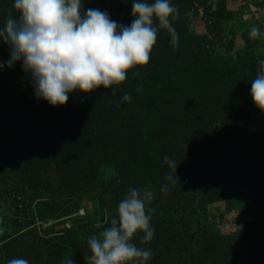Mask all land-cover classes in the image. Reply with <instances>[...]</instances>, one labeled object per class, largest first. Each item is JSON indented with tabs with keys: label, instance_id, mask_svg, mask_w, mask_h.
<instances>
[{
	"label": "trees",
	"instance_id": "1",
	"mask_svg": "<svg viewBox=\"0 0 264 264\" xmlns=\"http://www.w3.org/2000/svg\"><path fill=\"white\" fill-rule=\"evenodd\" d=\"M194 1L170 0L179 10V17L171 21L179 46L167 44L171 36L160 29L149 63L131 69L123 83L114 85L116 96L111 95V88L103 86L91 93L77 90L69 94L65 105L53 107L36 98L31 74L22 69V61L7 67L9 46L0 39L4 64L0 72V174H4L7 164L12 166V172L36 179L38 174L43 177L55 168L53 173L58 179L52 195L60 197L70 187L92 188L91 184L100 178H97L99 167H111L115 176L100 184L101 206L110 201L115 208L114 201L122 200L130 188L153 191L149 205L155 209L150 221L153 239L142 244L140 232L136 234L138 241L133 240L138 247L152 251L153 256L146 264H264V228L255 234V247L248 253L235 248L233 243V247L227 246L222 237L224 246L216 244L219 236L208 233L198 217L194 220L197 226L187 236L204 237L201 246L192 252L183 241L188 226L180 222L193 214H203L205 201L232 195L231 185L240 180L246 187L259 186L263 195H256L255 199L264 209V112L259 109L257 113L254 109L248 115L251 107L246 94L251 92L257 60L253 63V58L238 57L197 64L196 55L201 53L199 42L187 36L185 20L180 18L184 6H191ZM109 3L115 21L130 26L134 19L132 0ZM205 3L202 0L200 5ZM13 6L14 0H0V29L5 27L12 9L13 17L17 18ZM223 11L218 5L211 15L217 21L223 17ZM83 12L86 11L82 10V15ZM134 72L139 73L135 79ZM138 87L142 90L137 91ZM125 93L131 96V101L117 107L113 101H119ZM165 156L178 165L175 186L166 180L169 173L175 176V172L164 163ZM38 182L41 183L40 178ZM165 184L169 186L166 194L160 191ZM62 205L65 207L67 201ZM91 206L96 208L94 203ZM57 209L58 206L54 208ZM72 209L78 208L72 204ZM90 213L93 215V210ZM15 221L14 226L19 228L22 223ZM174 222L180 224L174 228ZM240 223L245 224L244 220ZM74 233L71 229L53 238L32 236V240L24 241V249L17 251L12 243L18 238L1 242L0 236V264H8L13 258L26 259L25 254L30 257L29 264H43L42 246L46 251L45 264L57 260L50 251L55 246L65 249L68 245L82 254L85 245L68 240ZM172 252H176V258ZM78 260H74L75 264Z\"/></svg>",
	"mask_w": 264,
	"mask_h": 264
},
{
	"label": "clouds",
	"instance_id": "2",
	"mask_svg": "<svg viewBox=\"0 0 264 264\" xmlns=\"http://www.w3.org/2000/svg\"><path fill=\"white\" fill-rule=\"evenodd\" d=\"M13 7L17 18L9 12L5 27L0 29V39L9 46L6 65L11 68L22 61V69L31 74L36 98L53 107L65 105L69 94L77 90L91 93L103 86L111 88V95L116 96L117 88L113 86L123 83L131 69L149 63L160 29L170 34L174 48L179 46L171 23L179 17V10L170 0H132L134 19L130 26L118 24L98 9L89 8L82 15L81 0H14ZM261 36L260 28L252 26L250 39ZM256 64L250 95L255 106L264 112V58L257 59ZM138 75L134 72L133 79ZM130 101L131 96L125 93L113 102L119 107ZM164 163L175 172V176H166L175 186L178 165L167 156ZM160 191L166 194L169 186L163 185ZM107 198H111L110 194ZM153 198L151 190L129 189L118 203L117 216L111 219L110 226L88 238L91 264H146L152 258L150 249L138 247L133 240L140 232L142 244L153 239L150 221L155 209L149 207ZM78 214L83 211L78 210ZM72 257L70 253L63 264H75ZM8 264L29 262L13 258Z\"/></svg>",
	"mask_w": 264,
	"mask_h": 264
},
{
	"label": "rangeland",
	"instance_id": "3",
	"mask_svg": "<svg viewBox=\"0 0 264 264\" xmlns=\"http://www.w3.org/2000/svg\"><path fill=\"white\" fill-rule=\"evenodd\" d=\"M109 1L81 0L84 11L89 8L98 9L107 12L110 18L115 21L111 15L112 8ZM201 1L195 0L193 5L184 6L183 13L180 15V18L185 20L187 36L192 38L195 43L199 42L201 53L196 55L197 64L201 62L205 65L221 60H236L238 57L253 58L252 62L254 63V60L264 58V0H206L204 5H200ZM218 5L219 7L222 6L225 11L222 12L223 17L216 21L211 13L215 12ZM213 23H215L214 28L212 27ZM252 26L260 28L262 33L260 39H250L249 31ZM194 42H192V46L195 45ZM169 43L170 39L167 41V44ZM0 64H3L1 56ZM3 70L4 67H0V72ZM250 93L246 92L249 95L247 103L251 107L250 111L247 112L248 115L254 109L257 113L259 112L252 101ZM12 169V166L7 164L3 169L4 174H0V229H3L0 232V236L3 238L1 242L18 238V241L12 243L16 246L13 250L17 251L18 249H24L26 246L24 241L27 239L32 240V236L38 235L43 239L49 238V236L53 238L54 236H61L72 229L75 233L68 240L75 241V245L79 244L78 246L85 245L86 248L80 254L77 250L72 251L68 245H65V249L62 246L58 248L55 246L54 249H50L57 258L54 264H63L64 258L70 253L73 254L72 259L79 258L76 264L82 262L91 264V252L87 240L92 235H98L105 228V225L117 215V206L121 201H114L116 202L115 208H113L110 201L101 206L102 203L100 197H98V193L101 192L100 184L105 183V181L109 182L115 176L112 168L104 167V165L100 166V173L97 174V178H100L94 182L95 184H91L92 188L84 185L81 190H76L75 187H70L69 192L67 191L60 197L56 194L52 195V191L56 187V178L58 179L56 173H53L55 168L50 169L47 174H43V177L38 174L41 183L38 182V177L37 179L31 178L25 173L12 172ZM37 183L38 185H36ZM138 190L142 192L144 188ZM230 191L233 194L225 196L226 198L205 201L203 214H193L180 222L186 224L189 229V231L187 229L186 236L183 238L187 249L195 252L202 244L204 237L201 235H194L193 239H189V236H187L197 226L194 220L198 217L200 222L205 223V226H207L208 233L219 236L216 239V244L224 246L225 241L222 240L224 238L227 246L233 247V243L235 248H239L243 253L253 252L255 234H258V231L264 228L262 225V222H264V209L258 205L255 196L261 197L263 194L259 186L250 184L246 187L242 180L238 184H232ZM186 193V191H183V194ZM191 195L192 193H189V197H192ZM54 199L57 202L56 204ZM195 199H198V197H195ZM65 201H67L68 206L63 207L62 204ZM44 203H46V206L43 205ZM92 203L96 205V208L91 206ZM161 203H164V201ZM72 204L74 207L77 206L78 209L73 210ZM194 205L196 206V203ZM57 206L58 209L54 210ZM64 209L71 211L68 214H62L61 212ZM78 210H82L83 214L79 215ZM90 210H93V215H90ZM43 212L49 214H43ZM15 220L22 223L19 228L14 226ZM242 220L245 222L244 225L240 223ZM180 223L176 222L175 224L174 222V228ZM181 226L179 225V228ZM241 232H244L242 236L239 235ZM228 237L230 240L227 241ZM134 239L138 241V236ZM75 245L73 246L74 249ZM40 252L42 253L41 261L45 264L46 251L43 246ZM172 256L176 258V252H172ZM2 257H5V255L2 254ZM25 258L30 260L28 254H25Z\"/></svg>",
	"mask_w": 264,
	"mask_h": 264
}]
</instances>
